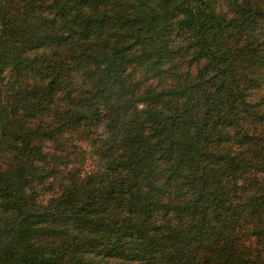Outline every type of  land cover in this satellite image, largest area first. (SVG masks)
I'll return each instance as SVG.
<instances>
[{
  "label": "trees",
  "instance_id": "1",
  "mask_svg": "<svg viewBox=\"0 0 264 264\" xmlns=\"http://www.w3.org/2000/svg\"><path fill=\"white\" fill-rule=\"evenodd\" d=\"M0 264H264V0H0Z\"/></svg>",
  "mask_w": 264,
  "mask_h": 264
}]
</instances>
